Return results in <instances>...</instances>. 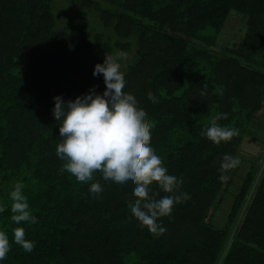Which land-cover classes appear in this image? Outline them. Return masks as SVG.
I'll list each match as a JSON object with an SVG mask.
<instances>
[{"label": "trees", "instance_id": "obj_1", "mask_svg": "<svg viewBox=\"0 0 264 264\" xmlns=\"http://www.w3.org/2000/svg\"><path fill=\"white\" fill-rule=\"evenodd\" d=\"M115 1L119 11H97L118 36L132 37L120 54L136 46L124 91L152 121L150 143L181 179L175 191L189 195L157 218L165 228L157 234L130 213L132 184H106L96 171L103 191L90 193L91 181L61 167L52 97L102 91L92 68L112 47L76 26L54 29L51 0H0V232L10 243L0 264H264V158L229 190L240 142L255 139L264 105V0ZM213 116L235 134L219 142L201 135ZM224 154L237 162L222 167ZM16 181L38 218L19 222L31 251L12 241ZM219 205L225 217L216 225Z\"/></svg>", "mask_w": 264, "mask_h": 264}, {"label": "clouds", "instance_id": "obj_2", "mask_svg": "<svg viewBox=\"0 0 264 264\" xmlns=\"http://www.w3.org/2000/svg\"><path fill=\"white\" fill-rule=\"evenodd\" d=\"M98 73L102 74L104 82L102 91L90 87L71 98L59 93L53 95L51 112L54 121H58L59 137L55 154L63 161L61 167L77 181H91L88 183L90 193L103 191L104 186L92 179L96 171L106 184H132L133 199L127 205L130 213L141 226L162 233L165 228L157 218L169 214L172 205L189 194L175 191L181 179L167 171L150 143L152 121L136 99L124 91L125 73L117 57L104 53L102 61L95 62L92 68L93 75ZM147 100L155 102L157 97L149 94ZM236 131L216 123V116H213L202 128L201 135L219 142ZM236 162V157L224 154L221 166ZM153 182L166 194L156 196L151 187ZM22 189L23 184L16 181L8 191L10 219L17 222L11 229L12 241L25 251H31L33 243L25 236L19 222L35 223L38 218L30 210ZM9 247L7 233L0 232V261Z\"/></svg>", "mask_w": 264, "mask_h": 264}, {"label": "rangeland", "instance_id": "obj_3", "mask_svg": "<svg viewBox=\"0 0 264 264\" xmlns=\"http://www.w3.org/2000/svg\"><path fill=\"white\" fill-rule=\"evenodd\" d=\"M101 7H107L115 11L120 10L119 3L117 1L110 2V0H51V11L54 16V29H69L72 26H76L84 35L86 39H93L95 34H100L103 39L108 41L112 47V55L118 56L117 59L121 64V70L124 72L127 65L132 62L135 58V44L132 43L130 47L123 49L122 54L120 43L124 41H131L132 37H120L118 36L111 26H105L103 22L99 19L98 9ZM230 13H237L235 10H232ZM233 27L230 26V29L227 36L231 34ZM243 37V32L241 36ZM132 56V57H131ZM125 69H124V68ZM124 69V70H123ZM260 116L258 126L254 125L251 135L255 139L247 136L245 137L239 145V159L240 167L235 169L234 176L230 182V192H234L239 186L245 172L248 170L256 169L260 160L264 158V105L262 110L259 112ZM226 197V196H225ZM226 199L223 203H226ZM222 207L220 205L215 209V222H223L224 213L221 211Z\"/></svg>", "mask_w": 264, "mask_h": 264}]
</instances>
